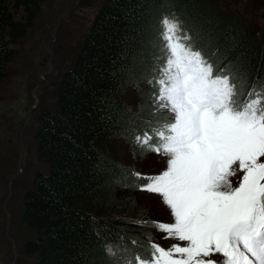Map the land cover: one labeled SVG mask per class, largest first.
<instances>
[{
  "label": "trees",
  "instance_id": "trees-1",
  "mask_svg": "<svg viewBox=\"0 0 264 264\" xmlns=\"http://www.w3.org/2000/svg\"><path fill=\"white\" fill-rule=\"evenodd\" d=\"M44 2L0 0V83ZM253 2L264 9V0ZM170 15L190 37L184 43L200 51L217 74H231L238 103L248 99L249 90H264V41L208 0H103L54 84L56 109L41 111L33 130L36 157L47 172L34 174L15 212L24 234L21 252L33 258L32 264L148 258L150 239L141 230L136 234L134 219L123 216L134 202L118 197L138 189L143 179L110 150L113 140L148 130L146 118L154 119L148 105L133 115L124 96L158 63L157 32ZM108 246L115 256L106 254Z\"/></svg>",
  "mask_w": 264,
  "mask_h": 264
},
{
  "label": "snow or ice",
  "instance_id": "snow-or-ice-1",
  "mask_svg": "<svg viewBox=\"0 0 264 264\" xmlns=\"http://www.w3.org/2000/svg\"><path fill=\"white\" fill-rule=\"evenodd\" d=\"M161 24L156 59L163 63L147 78L154 119L133 144L165 158L166 168L133 176L170 209L173 222L153 227L183 243L166 249L150 240L148 258L136 254L124 264H264V90L238 103L231 74H217L182 42L190 37L178 22ZM106 254L116 255L110 246Z\"/></svg>",
  "mask_w": 264,
  "mask_h": 264
},
{
  "label": "rangeland",
  "instance_id": "rangeland-1",
  "mask_svg": "<svg viewBox=\"0 0 264 264\" xmlns=\"http://www.w3.org/2000/svg\"><path fill=\"white\" fill-rule=\"evenodd\" d=\"M102 1L45 0L28 36L15 46L17 58L8 66L7 78L0 83V264L33 263L32 257L21 252L24 234L15 221V212L20 209L19 200L32 184L34 174L37 171L47 172L46 166L36 157L33 130L41 111L53 112L56 109L52 96L54 84L70 66L76 44L90 26ZM208 1L243 21L264 41V9L254 7L253 0ZM245 5L253 7V11L245 10ZM169 19L179 23L175 16L170 15ZM160 32H157L155 44L158 48L156 58L161 56ZM158 63L162 64L163 60ZM152 75L153 71L143 74L125 92L124 101L133 115L138 114L144 105H148L152 114V93L155 89L147 83V78ZM149 120L153 118H146V121ZM145 129H149V125ZM144 131L113 140L111 154L121 166L133 172L159 174L166 168L165 158L154 153L145 154L133 144L134 136ZM143 182L147 181L143 179ZM118 197L134 202L132 209L127 208L123 216L134 219L132 227L136 234L139 233L137 230H141L151 241L166 249L183 243L172 238L163 239L165 234L153 227L154 221L173 222L170 209L158 194L142 191L139 187ZM137 221L148 223L140 225Z\"/></svg>",
  "mask_w": 264,
  "mask_h": 264
}]
</instances>
